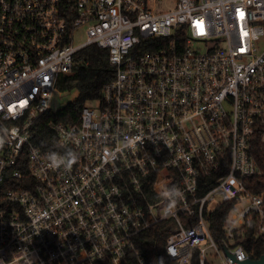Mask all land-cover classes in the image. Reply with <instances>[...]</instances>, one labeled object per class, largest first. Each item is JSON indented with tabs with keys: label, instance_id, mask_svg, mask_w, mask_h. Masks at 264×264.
<instances>
[{
	"label": "built area",
	"instance_id": "1",
	"mask_svg": "<svg viewBox=\"0 0 264 264\" xmlns=\"http://www.w3.org/2000/svg\"><path fill=\"white\" fill-rule=\"evenodd\" d=\"M174 1L0 0V264H147L135 239L164 220L169 264L264 248V0ZM94 45L114 77L43 150L32 126Z\"/></svg>",
	"mask_w": 264,
	"mask_h": 264
},
{
	"label": "trees",
	"instance_id": "2",
	"mask_svg": "<svg viewBox=\"0 0 264 264\" xmlns=\"http://www.w3.org/2000/svg\"><path fill=\"white\" fill-rule=\"evenodd\" d=\"M114 71L109 65L108 52L98 47L89 46L76 54L72 71L62 76L58 87L68 92H76L75 100L68 103L56 114L47 111L32 126V142L41 149H49L55 143V136L48 127L53 120L62 124H73L79 117L81 110L88 102L97 101L101 97L103 85L112 80ZM264 189V178L261 182ZM261 189L255 190L260 192ZM231 211V204H223L211 213L207 221L210 224L212 237L221 236V227L224 219ZM174 223L164 220L154 224L137 235L135 244L143 252L147 264H169V257L165 253L166 239L171 234ZM243 246L250 254L251 259H258L264 255V248L260 243L254 246L248 241ZM198 256L195 252L193 264H197Z\"/></svg>",
	"mask_w": 264,
	"mask_h": 264
},
{
	"label": "rangeland",
	"instance_id": "3",
	"mask_svg": "<svg viewBox=\"0 0 264 264\" xmlns=\"http://www.w3.org/2000/svg\"><path fill=\"white\" fill-rule=\"evenodd\" d=\"M175 5L174 0H162V5L159 6L158 11L166 12L173 8ZM86 39L84 28H78L74 32L73 43L74 45L82 44ZM76 92H68L57 87L53 92L51 102L49 105V110L51 113L56 114L58 111L62 110L68 103L75 100ZM98 102L92 101L88 102L85 106L91 109H98ZM215 263L218 264L219 261L214 259Z\"/></svg>",
	"mask_w": 264,
	"mask_h": 264
},
{
	"label": "clouds",
	"instance_id": "4",
	"mask_svg": "<svg viewBox=\"0 0 264 264\" xmlns=\"http://www.w3.org/2000/svg\"><path fill=\"white\" fill-rule=\"evenodd\" d=\"M56 166H60L62 163H65V157L56 156ZM76 159L74 154L69 153L67 163L74 162ZM165 199L168 201L170 207H174L177 202L178 198L183 195L179 188L173 186L171 188H166L165 192L163 193Z\"/></svg>",
	"mask_w": 264,
	"mask_h": 264
},
{
	"label": "water",
	"instance_id": "5",
	"mask_svg": "<svg viewBox=\"0 0 264 264\" xmlns=\"http://www.w3.org/2000/svg\"><path fill=\"white\" fill-rule=\"evenodd\" d=\"M236 264H264V255L260 256L258 259H247L242 262H237Z\"/></svg>",
	"mask_w": 264,
	"mask_h": 264
}]
</instances>
